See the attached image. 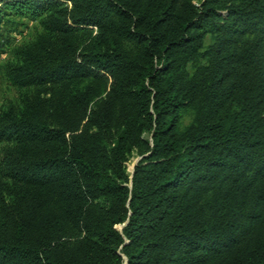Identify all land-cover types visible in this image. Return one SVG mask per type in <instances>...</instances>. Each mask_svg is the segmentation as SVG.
<instances>
[{"label":"trees","instance_id":"16d2710c","mask_svg":"<svg viewBox=\"0 0 264 264\" xmlns=\"http://www.w3.org/2000/svg\"><path fill=\"white\" fill-rule=\"evenodd\" d=\"M23 19L0 264H264V0H0V54Z\"/></svg>","mask_w":264,"mask_h":264},{"label":"rangeland","instance_id":"374dc122","mask_svg":"<svg viewBox=\"0 0 264 264\" xmlns=\"http://www.w3.org/2000/svg\"><path fill=\"white\" fill-rule=\"evenodd\" d=\"M202 0H192V2L198 5ZM40 31V27L37 22L29 19H23L22 25L11 34L12 44L9 45L3 53L0 54V113H2L9 105H20L24 93L32 92L34 89H18L11 85L4 76L3 65L8 61H14L12 56V47L15 45H23L31 41L37 32ZM95 28L93 29V33ZM104 94L101 95L103 97ZM95 100V99H94ZM191 119L190 110H182L179 120V128H183ZM144 138H148L147 134H143ZM143 148H134L125 162L126 172L131 173L134 164L140 158V152ZM121 225L117 228L120 229Z\"/></svg>","mask_w":264,"mask_h":264},{"label":"water","instance_id":"95a60500","mask_svg":"<svg viewBox=\"0 0 264 264\" xmlns=\"http://www.w3.org/2000/svg\"><path fill=\"white\" fill-rule=\"evenodd\" d=\"M121 227H122V225H121ZM121 227H120V228H121Z\"/></svg>","mask_w":264,"mask_h":264}]
</instances>
